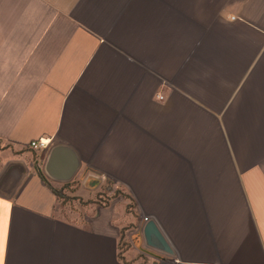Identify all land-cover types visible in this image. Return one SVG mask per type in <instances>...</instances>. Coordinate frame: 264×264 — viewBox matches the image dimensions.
Instances as JSON below:
<instances>
[{
  "label": "crops",
  "instance_id": "crops-1",
  "mask_svg": "<svg viewBox=\"0 0 264 264\" xmlns=\"http://www.w3.org/2000/svg\"><path fill=\"white\" fill-rule=\"evenodd\" d=\"M39 139L76 153L79 214ZM0 244V264H264V0H0Z\"/></svg>",
  "mask_w": 264,
  "mask_h": 264
},
{
  "label": "water",
  "instance_id": "water-1",
  "mask_svg": "<svg viewBox=\"0 0 264 264\" xmlns=\"http://www.w3.org/2000/svg\"><path fill=\"white\" fill-rule=\"evenodd\" d=\"M45 159L42 172L46 178L57 183H68L79 170L80 161L69 146L52 144L44 150ZM142 234L151 248H156L167 255H172V250L152 220L146 221L142 226Z\"/></svg>",
  "mask_w": 264,
  "mask_h": 264
},
{
  "label": "rangeland",
  "instance_id": "rangeland-1",
  "mask_svg": "<svg viewBox=\"0 0 264 264\" xmlns=\"http://www.w3.org/2000/svg\"><path fill=\"white\" fill-rule=\"evenodd\" d=\"M68 183H70V184L67 186H64L63 184H61L58 187V191L62 192L63 194H65L64 196H66V198L60 197L57 200V205L60 208L59 214H60V216L65 217V218H68L69 215L79 214L80 213V209H79L80 205L85 204L83 201L78 200L74 194L75 190L79 187L77 177H74ZM111 185L112 184H109L106 182H102V183L97 184V182L94 183L91 181H87L84 184H82V187H86V188L96 187L97 188L95 190V192L92 193L91 202L98 207H107L109 204H111V205L122 204L123 202H118V201H119V199H121L123 197L124 194L121 192V189H118L119 187H113ZM107 187H108V189L106 190ZM125 201H127V200H125ZM125 204H126V202H125ZM122 243H124L123 240H122Z\"/></svg>",
  "mask_w": 264,
  "mask_h": 264
},
{
  "label": "built area",
  "instance_id": "built-area-1",
  "mask_svg": "<svg viewBox=\"0 0 264 264\" xmlns=\"http://www.w3.org/2000/svg\"><path fill=\"white\" fill-rule=\"evenodd\" d=\"M47 144H48V141L47 140H34V141H31L29 144H28V148L31 149L32 151L36 152V160H38V155L37 153L43 151V150H46L47 149ZM84 184V182L82 183ZM143 222H146L147 221V218H143L142 219Z\"/></svg>",
  "mask_w": 264,
  "mask_h": 264
},
{
  "label": "trees",
  "instance_id": "trees-1",
  "mask_svg": "<svg viewBox=\"0 0 264 264\" xmlns=\"http://www.w3.org/2000/svg\"><path fill=\"white\" fill-rule=\"evenodd\" d=\"M33 158L34 159H36V156L33 154ZM42 176V175H41ZM70 183H65V184H63L64 186H67V185H69ZM62 193V192H61ZM64 198H65V196H63ZM60 198V197H59ZM120 243H122V240L120 241Z\"/></svg>",
  "mask_w": 264,
  "mask_h": 264
},
{
  "label": "snow or ice",
  "instance_id": "snow-or-ice-1",
  "mask_svg": "<svg viewBox=\"0 0 264 264\" xmlns=\"http://www.w3.org/2000/svg\"><path fill=\"white\" fill-rule=\"evenodd\" d=\"M2 252H3V247L2 244H0V255H2Z\"/></svg>",
  "mask_w": 264,
  "mask_h": 264
}]
</instances>
